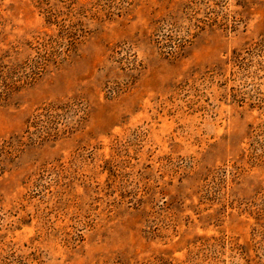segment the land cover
Listing matches in <instances>:
<instances>
[{
	"label": "rangeland",
	"instance_id": "obj_1",
	"mask_svg": "<svg viewBox=\"0 0 264 264\" xmlns=\"http://www.w3.org/2000/svg\"><path fill=\"white\" fill-rule=\"evenodd\" d=\"M0 264H264V0H0Z\"/></svg>",
	"mask_w": 264,
	"mask_h": 264
}]
</instances>
